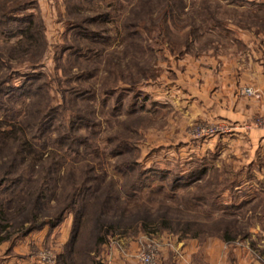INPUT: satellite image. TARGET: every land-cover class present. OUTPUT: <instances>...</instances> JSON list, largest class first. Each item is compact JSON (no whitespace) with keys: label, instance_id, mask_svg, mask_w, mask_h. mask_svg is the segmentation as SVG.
I'll list each match as a JSON object with an SVG mask.
<instances>
[{"label":"rangeland","instance_id":"rangeland-1","mask_svg":"<svg viewBox=\"0 0 264 264\" xmlns=\"http://www.w3.org/2000/svg\"><path fill=\"white\" fill-rule=\"evenodd\" d=\"M263 116L264 0H0V264H264L262 198L221 197Z\"/></svg>","mask_w":264,"mask_h":264},{"label":"crops","instance_id":"crops-1","mask_svg":"<svg viewBox=\"0 0 264 264\" xmlns=\"http://www.w3.org/2000/svg\"><path fill=\"white\" fill-rule=\"evenodd\" d=\"M225 135L221 138L222 151L227 152L229 157V152L235 153L236 165L228 169V173L231 172V179H226L228 182L225 187L222 188V200L225 208L227 207V213H232L230 208L235 205H243L250 202H254L257 198L256 192L264 203V128L249 126L241 127L235 126L233 128H228L224 133ZM243 146V147H242ZM243 152V153H242ZM225 178L222 175V181ZM235 203H230L231 198L235 195ZM253 193L252 196H247L249 193ZM225 242V243H222ZM222 244L228 246V240H222ZM196 250L192 251L190 254L185 256L176 257L175 255L163 256L162 262L168 261L170 264H214L213 256L205 254V250L202 248L199 252V256L195 255ZM226 257L221 258L219 264H233L234 259L237 264L244 263V255L242 252L238 251L237 256L231 255L229 257V249L227 248ZM223 255H221L222 257ZM199 257L200 259H197ZM233 257V258H232ZM110 264H138L136 259H120L115 258L111 260Z\"/></svg>","mask_w":264,"mask_h":264},{"label":"trees","instance_id":"trees-1","mask_svg":"<svg viewBox=\"0 0 264 264\" xmlns=\"http://www.w3.org/2000/svg\"><path fill=\"white\" fill-rule=\"evenodd\" d=\"M16 132H17V130H16ZM13 134H15V129H10V130H2V131H0V146L1 145H4V144H6V142H7V140L8 141H11L9 138H14L15 136L13 135ZM10 135V136H9ZM11 135H13V136H11ZM28 145V142L26 141L25 143H23V146H24V148H25V145ZM21 146H22V144H21ZM200 172H204V170H199ZM197 172L194 174V175H192V176H190L189 178L190 179H192V180H195V179H197L198 177H197ZM3 180L4 179H1V182H0V184L3 182ZM226 186V184H224V187ZM42 194H40V196H41ZM204 197V199H210L211 197H209V195L208 196H203ZM37 204H39V199H37V200H35L34 201V210H35V212L33 213V215H32V217H31V221L32 222H34L35 220H36V218H37V210H38V206H37ZM226 209H227V207H226ZM59 220V219H58ZM57 220V221H58ZM151 223H149L148 224V222H147V220L145 219L144 220V226L145 227H147L148 225H150ZM164 224V223H163ZM36 225L37 224H33V226L31 227V228H33V227H36ZM96 226V231H97V233L99 232L100 233V235H97V237H96V243H95V245H97V246H99L100 244H102L103 242H104V240H105V237L104 236H106V235H108V232H110V229H112V227H107L106 225H105V223H104V221L101 219V218H99L98 220H96V224H95ZM151 226V225H150ZM3 227L4 226H1L0 225V232L2 231V229H3ZM117 227V226H116ZM227 227V229H228V227H229V225H227L226 226ZM109 228V229H108ZM226 229V230H227ZM114 231L116 230L115 228L113 229ZM112 232V231H111ZM228 232V231H227ZM5 238H7L6 236H4V237H1V239H0V242H2V241H4L5 240ZM225 240L226 239H229V238H227V237H225L224 238ZM72 240H73V238L71 239V244H73V242H72ZM91 264H101V262H99V261H91Z\"/></svg>","mask_w":264,"mask_h":264},{"label":"built area","instance_id":"built-area-1","mask_svg":"<svg viewBox=\"0 0 264 264\" xmlns=\"http://www.w3.org/2000/svg\"><path fill=\"white\" fill-rule=\"evenodd\" d=\"M244 93H246L247 95H252L254 91L250 88H246L244 89ZM257 125L264 128V116L261 117L259 121H257ZM210 132H212V130L210 128H207V129H203L202 134L208 135V133ZM139 259L143 262V264H154V254L152 252L146 253L144 251H141L139 253ZM2 264H6V263H2Z\"/></svg>","mask_w":264,"mask_h":264}]
</instances>
